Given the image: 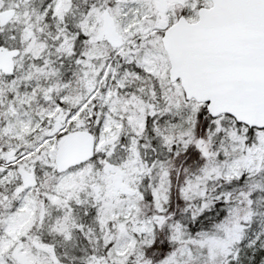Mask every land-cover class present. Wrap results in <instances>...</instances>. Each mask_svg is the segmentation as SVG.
<instances>
[{"label":"snow or ice","instance_id":"6c2138e0","mask_svg":"<svg viewBox=\"0 0 264 264\" xmlns=\"http://www.w3.org/2000/svg\"><path fill=\"white\" fill-rule=\"evenodd\" d=\"M0 264H264V0H0Z\"/></svg>","mask_w":264,"mask_h":264}]
</instances>
